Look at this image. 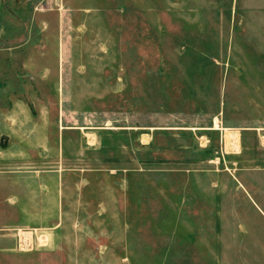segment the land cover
Returning a JSON list of instances; mask_svg holds the SVG:
<instances>
[{"label":"rangeland","instance_id":"374dc122","mask_svg":"<svg viewBox=\"0 0 264 264\" xmlns=\"http://www.w3.org/2000/svg\"><path fill=\"white\" fill-rule=\"evenodd\" d=\"M15 1L0 264H264V0Z\"/></svg>","mask_w":264,"mask_h":264},{"label":"crops","instance_id":"0c3cea01","mask_svg":"<svg viewBox=\"0 0 264 264\" xmlns=\"http://www.w3.org/2000/svg\"><path fill=\"white\" fill-rule=\"evenodd\" d=\"M15 0H6L3 2V5L0 7V12H7V13H11V12H14V10L12 11V8L15 7ZM31 6H26V9L29 11ZM34 9V8H33ZM35 10V9H34ZM0 23L4 24L5 25V21L2 20V17H0ZM4 27H7V28H11L10 27V24H7L5 25ZM26 43V42H25ZM24 42L22 43L21 41H15V39H9V38H0V46H3L0 48V59L1 60H7V62H11V61H14V64L13 65H10L9 64V68H4V69H0V75H4V76H9V77H19L21 76L22 74V68H21V63H18L20 62V57H19V54H20V46L22 44H25ZM18 63V64H17ZM36 74H39V73H36ZM42 75H46V74H43V73H40V76ZM236 123V122H235ZM250 123V122H249ZM248 122H243L242 121H237L236 124H232L231 122L230 123H227V124H220V127L217 126V128H214L213 126L210 127V128H206L205 130H208V131H221L223 130L224 132H219L218 136H220V145H221V148L225 151V152H228V148L232 147V149L234 150V152H237L238 150V146L239 148L241 147V142L244 138V136L246 134H248V132H254L255 133V137H257V140L259 142V145H264V136L263 135H258L259 132H262L264 131V127H263V122L262 121H258V120H254L253 122V127L249 126ZM222 126V127H221ZM191 130H201V128H191ZM197 140L199 141L201 138H204L205 140H207V137H204L203 135H198V137H196ZM146 138H144L145 140ZM208 141V140H207ZM34 173V172H33ZM33 173L29 174L28 176L29 177H34ZM7 175V174H6ZM4 176L3 174H0V186H1V189L4 191V192H9V191H16L13 189V186L8 185V182H12L13 180V177H19L21 176L22 174L21 173H16V172H12L9 174V177L8 176ZM37 178V177H35ZM20 179V178H19ZM23 193V192H22ZM0 205H5L3 200L1 199L0 201ZM1 207V206H0ZM2 209H0L1 211ZM21 211L20 213L17 212V214H20L21 215ZM24 235V239H26L27 243L25 244L24 248H20V245H21V242H22V239H21V236ZM17 244H18V248L22 251H25L27 249H29V245H30V239H29V236H27V234L25 233H20L18 235V240H17Z\"/></svg>","mask_w":264,"mask_h":264}]
</instances>
